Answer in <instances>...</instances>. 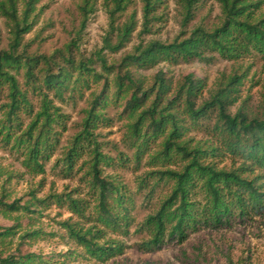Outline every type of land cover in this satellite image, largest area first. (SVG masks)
Wrapping results in <instances>:
<instances>
[{
    "label": "rangeland",
    "instance_id": "374dc122",
    "mask_svg": "<svg viewBox=\"0 0 264 264\" xmlns=\"http://www.w3.org/2000/svg\"><path fill=\"white\" fill-rule=\"evenodd\" d=\"M108 1L92 0L94 12L90 15L87 27L80 32L82 18L79 7L84 0H36L31 19L34 24L31 31L23 36L19 52L29 57H53L50 71L57 73L59 67L63 66L73 73L72 87L75 91L66 92L60 98L43 88L44 93L49 94L50 100L64 115L62 119L65 122L64 129L61 126L55 128L58 144L51 158L44 162V172L26 167L24 157L0 138V199L3 198L7 203L18 200L22 206L29 204L31 210L5 212L0 207V230L13 226L17 228L15 236L0 239V253L3 256L11 253L34 254L39 264H264V211L244 218L235 217L218 229H201L183 243L168 240L159 250L149 253L138 250L137 245L149 238V234L140 229L141 224L149 214L156 211L172 187L171 182L157 181L153 172L178 170L183 161L180 157L171 161L153 159L161 149L164 137L153 140L146 150L139 149L141 142L130 132L132 119L123 112L125 99H116L114 80L117 67L110 72L106 71L99 58H105L108 66H118L122 58L133 53L139 45L146 46L154 40L171 43L183 31L186 36L199 26L212 30L220 24L222 10L218 0H201L194 10V18L184 27V9L180 0H158L145 29L144 4L142 0H132L118 18L116 26L122 28L133 20L135 29L123 49L111 52L102 49L104 37L109 30ZM22 8L20 2L21 11ZM262 13L264 4L256 16ZM11 40L10 26L0 15V50H9ZM72 40L76 41V46L69 48ZM112 43H117L116 34L112 37ZM68 58L74 61L73 65L65 62ZM81 62L88 64L102 77L83 71L82 78L76 83L79 77L76 69H79ZM47 67L43 60L39 61L36 74L42 78L41 72ZM159 70L165 72L171 80L174 92L189 74L205 81V88L195 108L211 98L220 81H227L235 73L243 74L242 84L236 94L237 101L230 108V113L235 114L241 109L250 116L261 114L264 104V57L261 55L251 54L232 61L218 55H209L207 61L196 59L178 65L161 63L153 69L135 71L145 80L146 87H149ZM13 73L21 89L28 93L37 112L41 96L28 86L24 70ZM105 82L106 101L97 109V113L102 115L90 129L94 134V144H90V140L83 143L82 155L74 170L68 173L64 155L72 146L74 138L84 130V121L91 103ZM7 101V90H4L0 106ZM183 108L181 102L177 112L184 127L182 140L190 148L216 146L219 151L215 152L214 157L209 156L207 162H214L219 168L240 170L257 184L264 182L260 168L246 170L242 160H235L232 155L224 152L221 137L215 130V115L211 114L209 119L193 121ZM22 120L25 128L30 119L23 116ZM94 147L102 154L99 165L101 176L121 186V192L125 195L127 226L123 222L119 228L108 227L98 221L97 195L90 175ZM153 184L156 186L154 192H151ZM58 196L62 197L61 201L57 199ZM67 198L77 200L82 208L81 214L71 209ZM122 214L123 210L120 211ZM69 227L82 234L88 233V238L94 239L99 246H119L123 252L108 260H100L71 236Z\"/></svg>",
    "mask_w": 264,
    "mask_h": 264
},
{
    "label": "trees",
    "instance_id": "16d2710c",
    "mask_svg": "<svg viewBox=\"0 0 264 264\" xmlns=\"http://www.w3.org/2000/svg\"><path fill=\"white\" fill-rule=\"evenodd\" d=\"M158 0H142L144 4V27L150 22V13ZM201 0H180L184 9L183 26L194 18V10ZM221 5L222 18L218 26L212 30L199 26L184 35V31L171 43L151 41L146 46L135 47L134 52L125 55L118 66H108L105 58H99L102 68L112 71L117 67L114 84L117 87L116 99H125L123 112L132 119L130 132L141 142L139 149H148L153 140L164 137L161 149L153 159L171 161L180 157L183 165L178 170L163 169L153 172L157 181L171 182L170 192L161 200L155 212L149 214L140 229L149 234V238L137 245L142 252H153L161 249L168 240L179 243L186 241L191 234L201 229H218L228 224L233 218H244L264 211V182L257 184L237 169L219 168L214 162H207L209 156L218 152L216 146L190 148L182 140L184 127L181 124L177 109L181 102L183 111L193 121L209 119L215 115V130L218 131L224 147L235 160H242L244 169L260 168L264 179V104L260 115L250 116L243 110L235 114L230 108L237 101L238 87L242 84L243 74L235 73L228 80L220 81L217 91L208 101L196 107V101L205 88V81L189 74L182 85L174 92L171 80L165 72L159 70L153 82L146 87L145 80L136 73L139 70L156 68L161 63L178 65L192 60L207 61L209 55L232 61L251 54L264 57V13L259 17L256 12L261 9L264 0H218ZM20 2L23 8L20 9ZM36 0H0V15L10 26L12 40L9 50H0V98L7 90L8 101L0 106V138L6 145L24 157V165L36 172H44V162L49 160L58 144L57 126L65 128L62 119L64 115L54 105L48 92H54L55 97L63 98L64 93L75 91L73 73L63 66L57 73L50 71L52 58L46 56L29 57L19 52L23 36L29 33L34 21L32 14ZM132 0H109L107 14L109 30L104 37L103 50L118 52L130 41L135 29V22L128 21L122 28L116 26L120 15L127 10ZM112 5V6H111ZM82 32L94 12L92 0H84L79 7ZM117 43H112L113 35ZM78 37V36H77ZM76 46V41L68 45ZM61 52H57L59 54ZM100 55V54H99ZM63 58L64 56L61 55ZM48 66L36 74L39 61ZM73 65L71 58L65 59ZM24 70L28 86L41 96L40 109L35 112L29 100L28 93L20 87L16 74ZM136 70V71H135ZM79 77L83 71L102 77L81 62ZM72 87V88H71ZM107 82L100 93L93 99L88 116L84 121V130L78 134L72 146L64 155L65 169L68 173L74 170L82 155L86 140L93 143L95 121L102 114L97 113L98 107L106 101ZM174 92V93H173ZM23 116L30 119L24 128ZM169 131V132H168ZM90 175L92 185L97 195L98 221L105 226L119 228L124 222L128 225L125 195L121 186L101 176L99 168L102 154L97 147L92 150ZM144 184V181L142 182ZM156 184L151 186L154 192ZM61 196L57 199L61 201ZM72 210L81 214L82 208L77 200L67 198ZM0 207L5 212L31 211L29 204L22 206L18 200L7 203L0 199ZM123 214L120 215V211ZM16 226L0 230V239L5 240L16 235ZM71 236L84 245L87 251L100 260H108L123 252L121 247L99 246L88 238V233L82 234L69 227ZM29 235V234H26ZM34 254L3 256L0 253V264H39Z\"/></svg>",
    "mask_w": 264,
    "mask_h": 264
}]
</instances>
